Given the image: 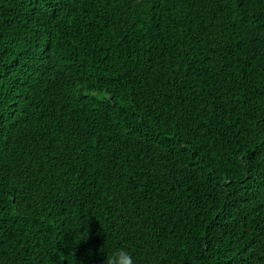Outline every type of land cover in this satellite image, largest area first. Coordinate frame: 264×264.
I'll use <instances>...</instances> for the list:
<instances>
[{
  "label": "trees",
  "instance_id": "1",
  "mask_svg": "<svg viewBox=\"0 0 264 264\" xmlns=\"http://www.w3.org/2000/svg\"><path fill=\"white\" fill-rule=\"evenodd\" d=\"M264 264V0H0V264Z\"/></svg>",
  "mask_w": 264,
  "mask_h": 264
},
{
  "label": "clouds",
  "instance_id": "2",
  "mask_svg": "<svg viewBox=\"0 0 264 264\" xmlns=\"http://www.w3.org/2000/svg\"><path fill=\"white\" fill-rule=\"evenodd\" d=\"M105 264H136V260L128 251L119 249L106 254Z\"/></svg>",
  "mask_w": 264,
  "mask_h": 264
}]
</instances>
